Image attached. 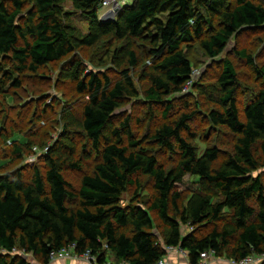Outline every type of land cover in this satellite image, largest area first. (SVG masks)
Returning <instances> with one entry per match:
<instances>
[{
    "label": "trees",
    "instance_id": "obj_1",
    "mask_svg": "<svg viewBox=\"0 0 264 264\" xmlns=\"http://www.w3.org/2000/svg\"><path fill=\"white\" fill-rule=\"evenodd\" d=\"M256 1L133 0L115 19L102 20V0H0V98L7 99L10 88L21 89L26 74H37L80 48L109 36L126 43L115 51L114 64L121 69L115 79L88 71L77 59L61 71L62 79L86 98L81 121L68 109L63 118L68 127L83 130L91 144L89 158H96L93 174L83 177L78 191L64 176L66 170L83 169L68 132L49 147L43 166H35L29 180L22 171L0 177V251H5L0 264H32L15 252L51 264L53 253L73 245L77 254L90 253L98 264H108V252L119 262L158 264L168 247L187 251L192 264L203 253L238 262L264 255V181L254 175L264 167V64L245 49L236 52L261 81L241 104L233 62H223L214 84H194L187 54L198 45L216 59L236 35L263 28L264 6ZM67 4L74 12L65 11ZM75 15L88 24L87 34L73 24ZM133 41L152 47L155 62L141 77L152 117L160 108L164 119L180 105L189 108L188 101H176L184 99L192 81L194 90L217 106L208 114L212 125L233 137L226 157L221 159L217 146L200 152L193 144L197 110L160 124L147 135L148 146L135 136L131 116L117 119L126 100L141 97L132 77L140 65ZM13 141L18 157L34 148ZM156 147L173 156L175 165L167 169ZM139 175L153 180L151 198L141 196ZM188 175L198 179L199 188L185 200L177 188ZM132 187L134 196L124 204ZM153 213L161 225H155ZM207 225L212 227L208 234L195 231ZM187 226L194 230L184 233Z\"/></svg>",
    "mask_w": 264,
    "mask_h": 264
},
{
    "label": "rangeland",
    "instance_id": "obj_2",
    "mask_svg": "<svg viewBox=\"0 0 264 264\" xmlns=\"http://www.w3.org/2000/svg\"><path fill=\"white\" fill-rule=\"evenodd\" d=\"M8 2V0H4ZM133 0H119L120 7L130 5ZM264 6V0H257ZM65 11L74 12L70 4L66 5ZM121 11V9H120ZM115 12V11H114ZM108 11L101 10V18L107 17L108 20L115 19L118 13L107 15ZM73 24L84 34L88 33V24L79 15L73 18ZM132 49L137 52L140 65L137 69H132V77L136 87L141 93L139 99H128L123 107L116 112L118 120L126 117H132L135 123L134 134L138 140H144V146H148L149 141L146 140L148 134L154 132L160 124L168 123L175 118L177 113L198 111L195 120L191 124L192 133L196 134L197 139L192 141L195 146L203 152L208 146H217L221 149V159L226 157L233 145V137L226 131L212 125L209 120V112L217 109V106L210 102L207 98L199 95L194 90L196 82L208 85L214 84L222 72L223 62L230 60L236 67L239 75L240 87L238 90V98L241 104L245 103V99L251 90L261 84L257 79L254 70L240 59L236 52L242 49L247 50L251 54L257 64H264V27L258 30H248L236 35L229 43L225 52L216 59H211L205 51L198 45L190 48L187 52L188 58L193 64V83L186 88L184 99L176 101L179 105L185 101L190 104L189 108L179 106L174 113H171L168 119H164L161 115L162 108L156 110V117H152L151 105L145 102L143 90L146 83L142 81V71L146 66L155 62L151 56L152 47L147 42L133 41ZM126 46L122 41H116L109 36L101 40L100 43L93 47L80 48L74 54H71L61 61L52 63L37 74H26L24 77L25 84L21 89L10 88L8 90V98H0V177L7 174L22 171L26 180H29L35 166H43L42 156L48 151L49 147L55 146L61 136L70 133L71 137L77 145L76 161H79L83 169L82 171L66 170L64 176L71 184L73 192H77L81 186L84 176L92 175L95 165V155L89 158L91 144L88 141L83 130L79 128L68 127L67 121L63 118V112L70 110L75 118L82 120L83 103L86 100L76 91L74 84L68 80L62 79L61 71L63 67L73 61L80 60L86 66L88 71L108 75L115 79L119 76L121 69L114 64L115 51ZM127 65V64H126ZM5 136V138H4ZM11 142V145L6 143ZM18 144L31 143L34 144L33 150L26 148L21 157L14 155V141ZM127 144V141H125ZM37 148V150H35ZM157 148V149H156ZM156 156L167 169L175 165L176 161L173 156L164 150L156 147ZM261 175L264 181V167L255 174ZM138 179L141 186V196L151 198L154 196V182L150 177L139 175ZM199 188L198 179L188 175L177 190L182 194L183 199L189 198ZM135 187L124 196V204H128L135 192ZM155 225H161L156 214H152ZM212 227L207 225L195 229L200 231L201 235H206L211 231ZM194 229L185 227L184 233H190ZM154 234L159 238L160 231L154 230ZM3 252L0 251V255ZM16 255L23 256L32 264H42L41 261L32 254L24 252H16ZM171 254V253H170ZM168 258V254L166 255ZM216 260L227 262L225 255L215 256ZM108 264H123L119 262L115 256L108 252ZM51 264H98L96 262H88L86 260L71 261L59 258L52 261ZM125 264V263H124ZM128 264V263H126ZM261 264H264L262 262Z\"/></svg>",
    "mask_w": 264,
    "mask_h": 264
},
{
    "label": "built area",
    "instance_id": "obj_3",
    "mask_svg": "<svg viewBox=\"0 0 264 264\" xmlns=\"http://www.w3.org/2000/svg\"><path fill=\"white\" fill-rule=\"evenodd\" d=\"M119 6V0H102L100 8L101 10L104 11H108L107 15H111L115 10L116 7ZM106 18L107 17H103ZM192 85V81L188 84ZM187 86V87H188ZM9 144H11L10 142H8ZM37 150V148L35 149ZM76 246L73 245L70 248L64 249L63 251L59 252V253H53L52 254V261H55L56 259L59 258H63V259H68L71 261H78V260H86L88 262H96L97 259L96 257H93L90 253H86V254H77L76 253ZM3 253H5V251H3ZM16 253V252H15ZM25 253V252H24ZM170 253H177L179 256H181L182 258L186 259V264H192L190 259H189V254L187 251L181 249V248H175V247H168L167 248V254ZM211 256H214V254H210V253H203L201 254V258L198 264H209V259ZM166 258V257H165ZM230 264H261L262 262H264V255L262 256H257V255H253L245 260H242L240 262L236 261V260H229ZM126 264V262H124ZM123 263V264H124ZM158 264H168L166 259H162L161 262H159Z\"/></svg>",
    "mask_w": 264,
    "mask_h": 264
},
{
    "label": "crops",
    "instance_id": "obj_4",
    "mask_svg": "<svg viewBox=\"0 0 264 264\" xmlns=\"http://www.w3.org/2000/svg\"><path fill=\"white\" fill-rule=\"evenodd\" d=\"M168 264H186V259L179 256L177 253L168 254V258H165ZM209 264H230L229 259L227 262L222 260H216L214 256L209 259Z\"/></svg>",
    "mask_w": 264,
    "mask_h": 264
},
{
    "label": "water",
    "instance_id": "obj_5",
    "mask_svg": "<svg viewBox=\"0 0 264 264\" xmlns=\"http://www.w3.org/2000/svg\"><path fill=\"white\" fill-rule=\"evenodd\" d=\"M120 9H122V8H117V9L115 10V12H113V13H118V14H119ZM102 20H107V19H106V18H102Z\"/></svg>",
    "mask_w": 264,
    "mask_h": 264
}]
</instances>
